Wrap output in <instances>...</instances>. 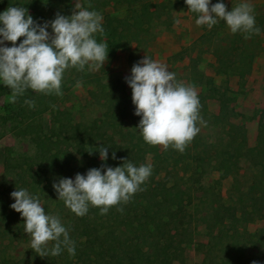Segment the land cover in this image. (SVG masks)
I'll return each mask as SVG.
<instances>
[{
    "label": "rangeland",
    "instance_id": "374dc122",
    "mask_svg": "<svg viewBox=\"0 0 264 264\" xmlns=\"http://www.w3.org/2000/svg\"><path fill=\"white\" fill-rule=\"evenodd\" d=\"M152 1L161 0L149 2ZM80 2L83 7L90 6V10H96L103 16L104 34H97L96 38L98 42H104L109 50L104 69L95 72L85 70L86 76L79 80L80 87H76L77 82H72L75 78L73 69L67 70L60 96L27 91L12 102L11 90L3 86L5 92L0 96V264L4 258L19 264H52L54 258L41 257L40 253L30 248V238L23 231L24 221L10 207L14 203L10 194L16 190V186L38 194L46 212L61 218L70 238L78 246L83 247L89 234L94 231L91 211L78 217L65 207L63 201L56 200L58 197L52 185L54 181L58 182L59 176L49 173L46 174L48 181L34 184L27 160L32 155L35 159L38 145L30 142V136L17 133L35 116L29 109L39 108V102L51 105L33 120L41 121L45 129L47 138L43 140V145L48 158L64 147L55 130L54 118L58 109L67 113V117H73L75 123L99 127L96 131L98 143L104 138L108 145H126L131 135H140L136 127L141 118L134 114L135 106L130 102L132 90L125 78L131 75L133 65L146 54L166 64L176 73L177 80L193 86L200 101L201 120L197 122L200 131L183 153L171 147L167 149L168 157L171 156L168 162L177 161L178 164L155 178V181L169 179V185L179 184L187 192L186 197L191 199L181 219L172 224L176 247L169 255L171 264H264V0H250L256 26L262 30L261 35L253 34L246 39L242 33L232 34L223 21L211 30L206 26L198 27L195 24L196 15L188 12V8L179 9L181 7L177 1L168 5L164 2L162 17L146 27L141 34V42L130 39V35V40L124 41L116 52H110L113 46V36L110 34L113 33L105 15L119 18L130 16L134 11L142 10L143 1L131 6L119 5L114 0ZM217 2L219 0H212L213 4ZM224 2L230 11L240 0ZM75 3L76 0H0V12L22 5L34 20L43 23L53 20L57 13L71 15ZM188 17L190 20L186 19ZM185 29H189V33H184ZM177 31L182 32L181 38L172 40L165 48L158 44L160 40L157 39L163 34ZM6 45L11 46V43L6 42ZM242 50L244 62L238 58ZM251 58L250 73L240 78L239 73L243 66L246 69L249 67ZM214 84L229 88L225 92L227 97L233 99L229 100L227 111H221L220 103L208 97L209 89ZM120 95L127 96L130 100L127 102L132 103L129 110L125 109L124 116L118 112V108H112V102ZM25 101H31V104ZM25 104L28 106L26 113L19 114L21 105ZM244 130L247 142L238 149L237 144L244 137ZM71 143L75 144L74 141ZM71 146L73 158H70L63 178L74 179L77 173L86 174L89 169L99 168L104 163L100 157L92 162L91 156H82ZM147 148L146 154L130 150L124 159H130L139 166L152 164L157 153H165L163 146L148 145ZM227 149L231 154H226L225 160L230 155L234 159L230 165H226L230 172L224 177L223 171L217 169V156ZM117 160L121 161L122 158ZM42 178L43 175L39 179ZM48 182L52 184L46 189ZM222 221L227 224V231L221 234ZM98 222L103 223L102 220ZM127 227L123 229L126 231ZM130 237L133 246L149 249L150 240L138 235L131 236L128 232L123 235V242ZM51 244L49 242V247ZM109 244L106 242V248H109ZM81 264L94 263L82 260Z\"/></svg>",
    "mask_w": 264,
    "mask_h": 264
},
{
    "label": "clouds",
    "instance_id": "9594fccd",
    "mask_svg": "<svg viewBox=\"0 0 264 264\" xmlns=\"http://www.w3.org/2000/svg\"><path fill=\"white\" fill-rule=\"evenodd\" d=\"M184 2L188 12L196 14L198 27L211 30L223 21L232 34L242 33L246 39L261 35L250 0H240L230 11L224 0L214 4L212 0ZM102 21L101 13L90 10V6L83 7L80 0H76L71 15L57 13L53 20L43 23L34 20L22 5L0 12V85L11 90V101L27 91L62 95L63 76L69 69H104L109 50L96 38L97 34H104ZM125 80L132 89L134 114L141 118L136 128L143 141L183 153L200 131L196 89L177 80L176 73L166 64L147 54L133 65ZM80 85L77 81L76 87ZM109 148L103 145L88 151L90 155L98 151L104 162L101 167L91 168L86 174L77 173L74 179L62 177L53 182L56 200L63 201L78 217L85 216L90 206L99 208L104 215L112 207L127 203L152 174L150 163L137 166L130 159H124L120 166H108ZM112 159H117L115 151ZM10 195L14 200L10 207L21 215L32 250L41 257L58 256L65 249L69 255H75V242L69 230L58 215L46 212L38 194L16 186ZM117 211L123 209L117 207Z\"/></svg>",
    "mask_w": 264,
    "mask_h": 264
},
{
    "label": "trees",
    "instance_id": "16d2710c",
    "mask_svg": "<svg viewBox=\"0 0 264 264\" xmlns=\"http://www.w3.org/2000/svg\"><path fill=\"white\" fill-rule=\"evenodd\" d=\"M114 1L123 6H131L142 1L143 3L141 11H134L133 14L127 17L119 18L109 16L108 14L105 15L107 25L113 33L110 34L113 36V46L110 52H116L124 41L127 42L131 38H134L137 42H141V34L152 25L156 18L162 17V9L166 5L163 2H149L151 0ZM85 2H87V0H85ZM130 35L131 37L129 39ZM243 55L244 52L238 54L240 62H244L245 60ZM73 71L75 72V78L72 80L73 83L86 76L84 72H78L75 69H73ZM249 71L250 67L246 69V67L243 66L240 72L241 77L245 76ZM4 90L5 87L1 86L0 96L5 92ZM226 90H229V88H222L214 84L209 89L208 96L219 100L221 111L223 112L228 110L229 100L233 99L227 97ZM127 101H130L127 96L120 95V98L112 102V108H118V112L124 116L125 109L129 110V104H132L130 103L132 101ZM124 105H126V107ZM26 106V104L21 105L19 114L26 113L28 107ZM38 106L39 108L36 110L32 108L29 109V112L35 116L29 122L27 121V123L23 125V128L21 127V130L19 129L17 131L21 136H30V142L33 145H38L37 148L39 150L35 155V159L39 161L35 162L34 155L27 160L31 178L33 182H35L34 184H36V182L38 183V181H41V183L43 180L48 181V179H46V174L49 173L51 176H59L57 180L62 178L64 171L70 165V158H73V154L69 148L72 145V141L75 142V144L72 145L75 151L85 157L91 156L92 162L98 159L99 153L97 151L90 155L88 151H95L103 145L105 147H110L108 149L109 159L107 163L112 167L120 166L124 157L130 150H138L141 151L142 154H146L148 150L147 146L149 144H146L140 135L137 137L131 135V140L127 141L126 145L118 147L108 145L104 138H101V143H98L99 137L96 131L99 127L88 126L83 122L75 123L73 122V117H67L69 116L67 113L58 109L54 118L55 130L61 137L60 143L64 145V147L59 153H52L48 158L47 151H45L43 145V140L47 138L45 129L41 121L36 122L33 120H35L36 116H41L51 105L39 102ZM240 130H242V127ZM246 142L244 130V137L240 140L239 144H237L238 149L246 145ZM235 143L236 142L232 144L233 147ZM260 143L262 144L261 139ZM113 151L117 154V159H119V157L122 158L121 161L112 159ZM167 151L168 150H165V153ZM165 153H157L155 161L151 164L152 174L150 178L141 186L142 190L137 191L127 203L112 207L109 212L104 215L100 214L99 208L90 206L89 211L92 212L91 219L94 224V231L89 234V238L85 245L80 247L75 243V255H69L67 250H65L63 254L54 256L52 264H81L82 260L94 264H171L169 255L176 247V236L173 234L172 224L181 219V214L185 213V209L191 203V199L186 197L187 192L184 191L179 184L175 183L169 185V183H167L169 179L168 181L162 179L155 181L156 176L161 175L164 171L171 170L174 164H178L177 161L175 163L168 162L171 156L168 157L167 153ZM226 154H231V152L227 149L224 153L222 152V154L219 152L217 156V158H219L217 169L223 171L222 176L224 177L230 172V169L226 165H230L234 159V157L230 155L229 159L225 160ZM8 168L9 164L7 162V169ZM42 175L43 178L40 180L39 178H41ZM51 184V182H48L45 185L46 189ZM117 207L122 208L123 211H117ZM99 220H102L103 223L100 224L98 222ZM221 224H223L221 228L222 234L227 231V224L223 223V221ZM126 226L128 227L125 231L123 228ZM1 227L2 225L0 224V229ZM126 232L131 236L138 235L144 239L150 240V243H148L149 249L143 250L138 248V246H133V244H131V237L123 242L122 237ZM105 241L110 242L109 248H106L107 245ZM134 249H136V252ZM1 264L19 263L4 258Z\"/></svg>",
    "mask_w": 264,
    "mask_h": 264
},
{
    "label": "crops",
    "instance_id": "0c3cea01",
    "mask_svg": "<svg viewBox=\"0 0 264 264\" xmlns=\"http://www.w3.org/2000/svg\"><path fill=\"white\" fill-rule=\"evenodd\" d=\"M175 1H177L179 4H180V7L181 8H179V9H185V8H188L187 6H186V4H185V2H184V0H161V1H157V2H165L167 5L168 4H171V3H174ZM194 15H196V14H194ZM186 19H189V17L188 18H186ZM190 20V19H189ZM191 30V29H190ZM184 33H189V29H185V31H184ZM191 34V33H190ZM182 37V32H180V31H177V32H173V33H168L167 34V32L165 33V34H163V36L162 37H159L157 40H160L159 41V43L158 44H160V46L162 45L163 47L162 48H165V46H167V45H170L171 44V41L172 40H175V39H179V38H181ZM157 44V43H156ZM157 44V45H158ZM242 52H243V50H242ZM240 54V53H239ZM254 58V57H253ZM251 60V62H250V64H249V67H250V71H251V69H252V58L250 59ZM250 71H249V73H250ZM249 73H247L246 75H248ZM245 75V76H246ZM245 76H243V77H245ZM239 77L240 78H243V77H241V75H240V73H239ZM210 98V97H209ZM211 99H215V98H211ZM215 100H217V99H215ZM218 102H219V100H217ZM220 103V102H219ZM219 107H220V109H221V105H219ZM207 108V107H206Z\"/></svg>",
    "mask_w": 264,
    "mask_h": 264
}]
</instances>
